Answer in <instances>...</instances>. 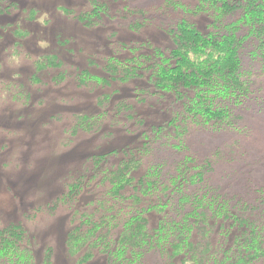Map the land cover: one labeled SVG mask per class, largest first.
<instances>
[{
	"label": "trees",
	"instance_id": "16d2710c",
	"mask_svg": "<svg viewBox=\"0 0 264 264\" xmlns=\"http://www.w3.org/2000/svg\"><path fill=\"white\" fill-rule=\"evenodd\" d=\"M143 1L124 0L111 16L106 0H95L74 15L87 28L116 17L133 33L155 25L172 44L163 51L152 39H114L101 74L75 72L81 88L134 82L137 92L145 78L138 102L157 120L135 117L115 91L98 98L96 113L75 115L74 127L100 142L113 141L102 133L108 124L136 143L88 156L89 173L57 197L87 206L72 216L67 251L102 254L107 264H264V184L253 186L235 141L251 135L240 116L255 104L251 76L264 74V0ZM203 13L205 25L194 16ZM60 65L54 54L35 61L36 71ZM22 232L18 223L0 232V264L33 263Z\"/></svg>",
	"mask_w": 264,
	"mask_h": 264
},
{
	"label": "rangeland",
	"instance_id": "374dc122",
	"mask_svg": "<svg viewBox=\"0 0 264 264\" xmlns=\"http://www.w3.org/2000/svg\"><path fill=\"white\" fill-rule=\"evenodd\" d=\"M94 2L0 0V232L18 223L23 231L20 244L31 252L32 264H107L102 254L83 260L84 250L79 252L80 257L67 251V234L75 223L72 216L87 206L82 203L77 208L68 207L55 201L69 182L89 173L88 156L125 142L134 145L136 137L105 124L102 133L113 138L105 144L98 134H85L74 127L75 115L96 113L98 98L115 91L113 97L132 105L135 117L157 120L138 102L145 78L138 82L137 92L133 90L134 82L77 86L75 72L87 69L102 73L103 58L114 49L115 44H110L114 39H152L163 51L172 44L155 25L133 33L125 28L126 24H119L117 17L115 21L105 19L102 25L84 27L74 15L89 10ZM123 2L106 0L105 7L113 16ZM143 3L138 0L135 5ZM190 16L198 17L203 25L209 21L204 13ZM46 54H54L61 65L36 71L35 61ZM32 75L36 79L31 81ZM251 78L255 80V104L248 105L252 111L246 109L240 116L249 125L251 135L235 141L241 144L237 150L245 151L242 163L251 164L253 186L259 187L264 184V74L256 72Z\"/></svg>",
	"mask_w": 264,
	"mask_h": 264
}]
</instances>
